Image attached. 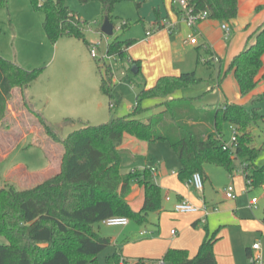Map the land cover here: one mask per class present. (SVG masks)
<instances>
[{
  "label": "trees",
  "instance_id": "1",
  "mask_svg": "<svg viewBox=\"0 0 264 264\" xmlns=\"http://www.w3.org/2000/svg\"><path fill=\"white\" fill-rule=\"evenodd\" d=\"M30 1L34 9L43 13V30L51 43L69 37L90 48L91 43L84 33L85 22L67 6V0ZM77 1L81 5L99 3L102 18L108 17L110 22L115 7L122 2H131L140 8L139 0ZM0 4L7 8L8 0H0ZM187 6L194 13L206 12L209 20L229 24L237 17L238 0H187ZM172 9L180 19L182 12L174 6ZM122 26L127 27L128 23ZM156 27L163 29L164 25ZM133 44L131 39L109 41L106 52L113 56V61L99 67L100 91L109 101L107 122L82 123V128L61 139L50 124L34 112L45 134L63 147L60 168L55 175L32 187L0 188V236L7 241L0 245V264H98L97 256L110 245V239L100 236L94 230L95 225L112 217L142 224L151 213L162 209L161 188L152 181L148 168L127 175L120 173V146L125 134L147 143L167 142L180 163L178 178L181 181L198 173L204 182L206 165L222 167L232 173L234 160H240L245 165L244 180L250 181V188L264 186V168L254 163L260 150L253 146L254 126L264 120L254 105L264 101V91L251 99L253 107L249 109L234 103L196 108L192 99L173 98L176 92L199 83L195 72L164 76L153 87L140 89L131 113L117 116L115 111L122 97L115 91V74L122 71L124 80H129L132 86L138 85L135 79L140 74L139 63L127 56V49ZM263 55L264 22L248 35L243 50L227 65L219 61L218 84L231 73L240 96L249 95L263 69ZM43 71L44 68L23 69L0 56V124L7 117L12 91L24 92ZM149 100L159 102L146 106ZM161 107L163 110L147 121L142 119L146 112ZM227 125L237 130L235 147L230 150L223 149L219 138ZM134 184L144 191L143 206L138 212L126 200ZM204 230L205 237L193 258L186 250L170 249L162 258L164 262L216 264L213 247L218 231L210 234L206 226ZM120 260V255L115 253L107 258L106 264H120Z\"/></svg>",
  "mask_w": 264,
  "mask_h": 264
},
{
  "label": "rangeland",
  "instance_id": "2",
  "mask_svg": "<svg viewBox=\"0 0 264 264\" xmlns=\"http://www.w3.org/2000/svg\"><path fill=\"white\" fill-rule=\"evenodd\" d=\"M66 4L85 22V38L88 41L98 43L99 46L93 45L88 49L83 42L69 37H61L55 44L51 43L43 30V13L34 9L30 0H8L7 8H4L0 4V56L26 70L44 68L45 73L47 71L51 72L61 61H65L67 74L71 78L79 77L85 81L87 77L88 80L90 77V80H94L95 87H97L96 90L100 92L99 67L106 64L109 65V62L106 61L104 63L98 61V58H93L90 50L94 48L98 55H102L105 51L107 40L112 41L115 38L140 40L145 36L144 27H150V23L148 20L142 23L140 13L133 3L122 2L115 7L111 18V23L114 27L113 35L112 37H107L100 32V24L104 19L102 18L101 5L99 3L81 5L77 0H67ZM125 22L128 23L127 27L122 26ZM185 27L187 28L186 25ZM190 39H197V37L193 36ZM201 54L203 55V53ZM215 69L214 66L208 67L201 61L197 64L195 62L192 70L195 71L199 83L185 91L182 90L176 93L173 97L178 99L177 97L182 92L184 98L196 97L192 101L193 107L196 108L219 105L216 90L217 72ZM31 86L34 89L37 85ZM142 87L137 85L132 87L129 80L125 79L122 81L120 75H116V91L122 97V103L115 111L117 116H126L133 111L135 97ZM255 89H257V85ZM158 101L149 100L145 102V105L152 106L158 103ZM35 103V100L29 99L19 89H14L8 100V114L6 119L0 124V188L9 186L16 188L32 187L54 175L56 170H58L60 156L63 154V147L61 144L52 141L45 134L41 126L38 125L34 112H39L40 108L37 107L38 103H36V106ZM106 103L108 107L107 98ZM254 106L264 116V101ZM252 107L253 104L250 100L246 108ZM150 112L151 110L146 112L143 119L147 121L149 118L146 119V115L150 114ZM48 123L61 139L66 138L71 132L83 127L82 123L78 121L61 120L60 116L51 118V122ZM96 124H100V122L91 125ZM33 129H38L39 131L32 133ZM253 134V146L260 150L254 163L256 166L264 168V120L259 122L257 126H254ZM223 136L224 140L229 143L232 137V130L229 125L224 127ZM126 143L130 147L126 151L121 152V175H127L135 170H143L158 165L161 167V177L167 179V186L164 188L168 191L166 196L171 198L175 193L179 194V191L185 190L187 194L194 198L203 199L202 195L200 196V193L195 189L186 186V180L181 181L178 178L180 163L167 142L147 143L132 137ZM134 152L137 154H134ZM240 164V160H234L232 173L227 172L222 167L214 165L205 166L209 177L203 182L205 199L217 208V211H211L209 215L230 211L232 216L242 217L246 220L258 219L262 216L264 210V190L262 187L251 188L249 191L246 189L243 176L240 173ZM50 166H56V169H52L51 173H47ZM172 171L176 172L173 178H176L177 185H172L170 181ZM229 185H233L236 191L235 197L230 200L231 202L226 199L224 200L223 195V189ZM253 198L258 200L256 209L249 204ZM184 200L189 201L194 207L201 208L203 206V202L198 204L188 199ZM170 205L165 203V207L168 209ZM232 209L234 210L232 211ZM235 211L238 212V215ZM180 214L168 211L162 213L160 216H155L154 213H151L146 222L138 224L132 221L127 228H108L102 224L95 225L94 230L102 237L109 239L120 237L119 242H115L116 247L112 243L97 256L98 264H106L109 256L119 253L120 246L126 238L133 244L154 238L164 240L168 237L171 228L177 231L179 235L181 233L180 228L176 226L170 227L169 222L171 219H179ZM197 214L199 217L195 219L199 218V223L196 225H191L192 221L189 223L192 231L203 230L202 224L204 223L201 221L204 219V213L200 212ZM161 216H166V220ZM185 217H188V215H183L181 218L184 219ZM139 232H145L146 235L139 237ZM231 234L234 245L238 244L240 239L245 243L243 250L241 248L240 251V262L242 264H249V258L246 257L244 251L245 247L249 246L252 248L253 239H257V244L264 245V236L261 235V232L251 235L248 231L241 228L232 229ZM6 243V239L0 236V245ZM259 255L264 262L262 255L260 253ZM147 264L154 263L147 261Z\"/></svg>",
  "mask_w": 264,
  "mask_h": 264
},
{
  "label": "crops",
  "instance_id": "3",
  "mask_svg": "<svg viewBox=\"0 0 264 264\" xmlns=\"http://www.w3.org/2000/svg\"><path fill=\"white\" fill-rule=\"evenodd\" d=\"M139 3L140 8L136 9L140 13L142 23H144L145 20H148L150 27H144L145 36L140 40L126 38L134 41V44L127 49V56L132 61L139 63L140 74L135 81L138 83L137 86H143L145 88L153 87L157 80L164 76H178L182 73L195 72L192 68L194 67L195 62L197 64L199 61L203 62V64L208 67L214 66L217 72L219 61H222L224 62V65H227L235 55L243 50L248 35L264 22V0H238L237 17L228 24L231 28V33L228 40L225 41L223 38V31L221 30L222 23L219 21L207 19L200 22L195 27L189 28L192 30H188V27H185V24L180 21L172 9L174 6L176 10L181 11L176 3H174V0H139ZM167 22L176 24V30L174 33L170 34L165 29H162L152 33L150 37L146 36V33L153 31L156 25H164ZM193 36L197 37V44L195 45L190 44L189 42V38H193ZM88 42L91 44L96 43L94 41ZM107 42L109 41L107 40ZM201 53H203V55ZM213 58L218 59V63H216ZM262 64L263 69L257 77V89L245 97L240 96L238 86L231 73L227 74L220 84H218L216 80L219 105L224 106L227 103H234L247 106L255 95L264 91V55L262 56ZM66 68V62L61 61L51 72L47 71L46 74L44 71L42 73L40 78L32 84H36V88L33 89L32 86H29L24 91L25 96L38 103L37 107L40 109L37 113L41 116L43 115L44 117H42L46 122H51V118L59 116L61 120H74L87 124L99 122L100 124H103L107 122L110 118L109 101L108 107L106 103L107 97L101 91L98 92L96 90L97 87H95L94 80H90V77L89 80L87 77L85 81L79 77L71 78L70 75L67 74ZM117 74H119L121 80L124 81L123 72L119 71L114 76V82L116 83ZM179 95L180 96L177 98H182L183 92ZM188 98L193 100V98L196 97ZM162 110V107L152 110L150 114L146 115V119ZM37 131L39 130L33 129L31 132L33 133ZM131 139L132 137L129 135L123 136L120 146L121 152L126 151V149L130 147L126 141H130ZM134 154L137 153L134 152ZM56 166H50L47 173H51L52 169L55 170ZM59 168L60 161L58 170H56L54 175L59 171ZM150 168L156 169L155 173L152 174V181L159 186L162 191V209L159 212L154 213L155 216H160L162 213L168 211L175 212L174 205L184 199H188L198 204L204 202L211 208L215 207L212 203L210 204L206 201L204 186L202 192L197 191L200 193V196L202 195V200L196 199L187 194L185 190L179 191V194L175 193L171 198L166 196L168 191L164 188L167 186V179L161 177V167L155 165ZM205 174L208 179L209 177L206 170ZM175 175L176 172L172 171V177L170 178L172 185H177L176 178H173ZM243 181L246 187L244 178ZM262 189L264 190V186ZM234 192L236 195L235 188ZM167 197L169 198L168 201L166 200ZM225 199L224 196V200ZM126 200L134 211H140L144 201L143 188L136 184L133 185L131 194ZM226 200L230 201L231 199ZM164 202L171 204L169 209L165 207ZM233 210L234 209H232V211ZM237 211L235 212L238 215ZM183 215H188V217L182 219L181 217H183ZM161 217L166 220V216ZM196 217H199V215L180 214L179 219H171L169 222L170 227L176 226L177 228H180L181 233L178 235V232L171 228L168 237L164 240L154 238L151 240H142L133 244L128 238H126L120 246L121 249L118 253L122 260V264H147V261L156 264L170 249L186 250L189 257L193 258L205 237V226L210 234L218 231V240L213 247L216 264H242L240 262V251L241 248L243 250L245 243L240 239L238 244L234 245L231 237V230L241 228L248 231L251 235L261 232V235L264 236L263 214L258 219L246 220L242 217L238 218L232 216L230 211L220 214L212 213L207 217L206 222L202 224V231H192L189 227V223L191 221V225L199 223L200 219H195ZM131 222L132 221L129 220V224L122 228H127ZM227 226L228 228H226ZM171 231H174L175 234L171 235ZM141 233L144 234L140 235ZM145 235V232H139V237H144ZM119 239L120 237L110 239V245L114 243L115 246V242H119ZM253 240L254 242L251 246L258 242L257 239ZM259 248L258 251H253L251 247L246 246L244 249L246 257L248 258L249 254L258 252L264 258V245L260 244ZM248 252L249 254H247Z\"/></svg>",
  "mask_w": 264,
  "mask_h": 264
},
{
  "label": "built area",
  "instance_id": "4",
  "mask_svg": "<svg viewBox=\"0 0 264 264\" xmlns=\"http://www.w3.org/2000/svg\"><path fill=\"white\" fill-rule=\"evenodd\" d=\"M38 2L40 3L41 0H38ZM174 3H176V5L181 9L182 16L180 18V21L183 24H185L188 28H193L196 25H198L200 22L208 19L206 12L194 13L192 11V8L187 6V0H174ZM163 29H165L168 33L172 34L176 30V24H174L172 22H167L166 24H164ZM221 29L223 31V38L225 41H227L229 36H230V33H231V28L229 27L228 23H222ZM159 30H162V29L155 27L153 31L147 32L146 36L150 37L152 35V33L159 31ZM189 42H190V44H193V45L197 44L196 39H190ZM107 44H108V42L106 41V46H107ZM93 45L99 46L98 43H94L91 46H93ZM106 46H105V51L102 55H98L96 50L94 48H92L90 50L91 56L93 58H98V61H100V62H106L107 61V62H109V64H111L113 61V56H110L107 54ZM213 60L216 63H218V59L213 58ZM230 128L232 130V137H231V140L229 143L224 140V136L219 135V138L223 143V149L224 150L234 149V147H235L237 130L234 126H230ZM240 166H241L240 173L242 174V176L244 178L243 169H244L245 165L240 164ZM149 170H150L151 174L155 173V171H156L155 168H150ZM245 184H246V189L249 191L251 189L250 188V181L249 180L245 181ZM186 186L191 187V188L195 189L196 191L202 192V190H203V179H202L201 175L198 173L193 174L190 178H188L186 180ZM223 192H224L225 198L228 200L233 199L235 197V192H234V188L232 185L225 187ZM166 200L168 201L169 198L167 197ZM257 202H258L257 199L253 198V199H251L249 204L251 207L256 209ZM174 211L181 213V214H197V213L203 212L204 213V219H202L201 222L205 223V218L208 217L209 212L217 211V208L216 207L211 208L204 202H203V206L201 208H198V207H194L193 205H191L189 203V201H187V200H181L174 205ZM102 224L104 226H107V227H125L129 224V219L123 218V217H112V218H108L105 221H103ZM143 234L144 233H141L140 235H143ZM174 234H175V232L171 231V235H174ZM259 249H260L259 244H254L252 246L253 251H258ZM248 258H249V262H250L249 264H264V262L261 260L259 253H257V252L250 254L248 256ZM120 264H122V260H120ZM156 264H165V262L163 259H160Z\"/></svg>",
  "mask_w": 264,
  "mask_h": 264
},
{
  "label": "water",
  "instance_id": "5",
  "mask_svg": "<svg viewBox=\"0 0 264 264\" xmlns=\"http://www.w3.org/2000/svg\"><path fill=\"white\" fill-rule=\"evenodd\" d=\"M113 30H114L113 24L110 22L108 17H105L101 26H100L101 34H103L107 37H112ZM133 73H135V70H133Z\"/></svg>",
  "mask_w": 264,
  "mask_h": 264
}]
</instances>
